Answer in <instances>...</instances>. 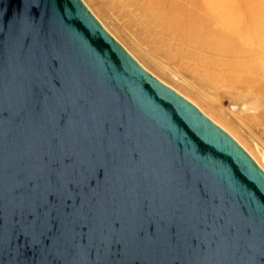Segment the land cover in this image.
<instances>
[{"label": "water", "instance_id": "obj_1", "mask_svg": "<svg viewBox=\"0 0 264 264\" xmlns=\"http://www.w3.org/2000/svg\"><path fill=\"white\" fill-rule=\"evenodd\" d=\"M0 264H264V171L82 0H0Z\"/></svg>", "mask_w": 264, "mask_h": 264}, {"label": "rangeland", "instance_id": "obj_2", "mask_svg": "<svg viewBox=\"0 0 264 264\" xmlns=\"http://www.w3.org/2000/svg\"><path fill=\"white\" fill-rule=\"evenodd\" d=\"M82 1L141 66L227 131L264 171V69L256 65L258 58L253 60V48L221 52L212 50L213 43L223 44L217 37L213 43L181 40L146 13L162 11L166 17L173 13L179 22L175 26L188 31L193 20H184L183 12L189 11L194 21L204 18L210 29L227 35L228 30L197 0ZM258 6L264 10V0H258ZM256 54L261 57L264 50Z\"/></svg>", "mask_w": 264, "mask_h": 264}, {"label": "bare ground", "instance_id": "obj_3", "mask_svg": "<svg viewBox=\"0 0 264 264\" xmlns=\"http://www.w3.org/2000/svg\"><path fill=\"white\" fill-rule=\"evenodd\" d=\"M243 3L245 5L244 8L242 6ZM197 5L205 8V11L212 14L220 27L224 30H228L233 36H229V33L223 35L215 29H210L209 22H207L206 19L204 20V18L194 21V19L189 16V11L183 12L184 20H193V26L188 31H185L182 26V30L175 26V24H179V22L175 19L173 13L169 14L167 17L162 11L153 12L149 10V12L146 13H149L150 17L156 21V24L160 25L170 36L174 35L181 40L198 39L201 42L213 43L212 38L217 37L223 44L213 43L211 45L212 50L221 52H237L236 50L238 49V53L243 49L247 52L249 49L248 47H251V49L253 48L255 51L252 52L250 50L252 54L254 53L255 58L253 57V60L258 58L256 59V65L264 69V55L259 57L257 56L258 54H256L258 50L260 52L264 50V10L263 7L259 8L258 0H197ZM175 8L178 10L177 7ZM174 12H176L175 9ZM245 12L246 18L243 17ZM248 37L254 38L248 39ZM253 60L251 63L255 62Z\"/></svg>", "mask_w": 264, "mask_h": 264}]
</instances>
